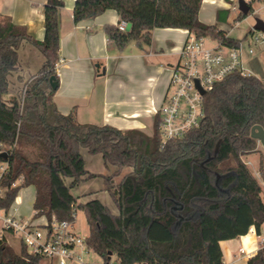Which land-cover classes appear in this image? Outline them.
Returning a JSON list of instances; mask_svg holds the SVG:
<instances>
[{
    "label": "trees",
    "instance_id": "1",
    "mask_svg": "<svg viewBox=\"0 0 264 264\" xmlns=\"http://www.w3.org/2000/svg\"><path fill=\"white\" fill-rule=\"evenodd\" d=\"M202 1L76 0L73 17L77 22L116 10L130 28L107 25L105 30L120 48L130 40L150 44L158 27L187 29L199 38L241 48L245 38L199 19ZM63 6V0L45 3L42 40L0 12V164L8 163L0 180L5 188L0 209L9 210L19 191L33 186L34 217L74 221L77 209L85 212L88 249L104 264H109L110 253L120 264H223L220 241L245 236L251 226L260 235L264 224V188L243 158L257 147L252 127L264 128L262 71L250 76L233 72L217 82L204 95L202 124L183 138L163 142L158 118L152 135L80 123L75 110L66 115L58 110L57 89L50 80L53 75L58 80ZM248 14L239 13L237 19ZM24 42L36 45L44 62L20 94L7 99L21 69ZM82 148L102 155L107 167L115 166L107 190L118 213L97 198L79 203L72 193V187L95 176L86 168ZM127 167L131 170L114 183ZM260 170L264 179L262 164ZM40 261L25 245L18 254L0 238V264ZM245 264H264V245Z\"/></svg>",
    "mask_w": 264,
    "mask_h": 264
},
{
    "label": "crops",
    "instance_id": "2",
    "mask_svg": "<svg viewBox=\"0 0 264 264\" xmlns=\"http://www.w3.org/2000/svg\"><path fill=\"white\" fill-rule=\"evenodd\" d=\"M75 1L63 0L64 6L60 10V61L56 66L58 88L54 95L58 110L65 115L75 110L80 123L111 125L122 130L138 129L152 135L158 118L156 111L168 90L171 68L180 61V52L189 31L158 27L153 30L150 44L130 40L124 48H120L105 30L107 25L118 26L121 21L119 13L107 9L94 18L76 22L73 17ZM234 1L203 0L199 19L204 23L217 24L234 38L246 40L247 34L239 38L231 33L237 25H232V22L240 21L238 16H232L231 10L242 13L239 8H234L237 0ZM46 2L0 0V12L24 26L35 39L42 40L45 35ZM250 49L245 54L241 44L244 62L250 70L264 72L261 59L248 56L254 53ZM20 61L21 69L15 75L16 79L30 80L39 74L44 56L36 45L24 42L20 48ZM34 200L35 188L24 187L9 210L18 218L43 224L47 217H34ZM261 237H264L263 227ZM236 240L242 241V238L220 241L223 258L227 262L236 254ZM244 240L249 249H255L259 242L257 235H248ZM7 241L18 254L22 252L23 245L15 236L9 235ZM247 261L240 259L234 264H245ZM40 264L51 263L42 259Z\"/></svg>",
    "mask_w": 264,
    "mask_h": 264
},
{
    "label": "built area",
    "instance_id": "3",
    "mask_svg": "<svg viewBox=\"0 0 264 264\" xmlns=\"http://www.w3.org/2000/svg\"><path fill=\"white\" fill-rule=\"evenodd\" d=\"M245 1L252 6L253 0ZM234 8H239L238 0ZM128 25L126 20H121L118 28L126 31ZM206 39L189 33L180 52V61L171 68L168 90L156 111L163 142L183 138L191 129L202 124L205 117L204 95L217 82L233 72H240L243 76L254 74V71L245 68L241 48L226 46L218 40H214L215 46L208 47L205 45ZM254 39L258 41L259 37L254 36ZM201 88L205 90L204 94ZM7 169L8 163L2 162L0 180ZM256 173L261 175L259 171ZM4 192L5 188L0 184V198ZM9 235L15 236L29 252L39 255L41 260H49L51 264H87L78 255L79 247L88 248L86 237L75 230L72 220H60L53 216L43 224H36L18 218L10 210L0 209V238L7 240ZM248 235L258 236L259 242L255 249L247 247L244 239ZM240 237L242 241L238 253L230 262L223 258V264H234L240 259L249 260L264 245V237L257 234L255 226H251L247 235Z\"/></svg>",
    "mask_w": 264,
    "mask_h": 264
},
{
    "label": "rangeland",
    "instance_id": "4",
    "mask_svg": "<svg viewBox=\"0 0 264 264\" xmlns=\"http://www.w3.org/2000/svg\"><path fill=\"white\" fill-rule=\"evenodd\" d=\"M234 1V0H233ZM235 2V1H234ZM234 2H231L234 4ZM232 16H238V10H231ZM256 18H260L264 20V0H253L252 10L250 13L240 21L232 22V25L237 24L234 28H232V34L236 37L243 38L245 34H247V39L242 43L243 52L246 54L247 50L251 47L254 51L253 54H248L250 57H258L262 61V66L264 70V32L253 29L254 24L256 23ZM253 35H258L259 40L256 41L253 38ZM216 42L207 38L205 40V45L208 47L215 46ZM245 68L249 70L247 63L245 62ZM255 73V72H254ZM259 76H264V72L258 73ZM14 82H12L11 91L6 95V98L9 99L15 94H20L21 89L24 88V82L28 81L27 78H24V81H18L16 77L13 78ZM26 80V81H25ZM82 154L86 161V167L91 172L95 174L91 179H87L82 182L80 185L71 188L72 193L77 198V202H87L91 199H100L103 203L107 204L114 213H118V208L113 198L111 197L109 191L107 190L108 178L112 176V173L115 170V166L110 165L107 167L104 163L102 155H92L90 154L86 148H82ZM244 160L248 164V166L252 169L254 175L261 183L264 188V179L262 174L258 175L256 171L260 170V164L264 167V147L258 141L257 147L254 151L243 156ZM131 170L130 167L124 169L121 175L114 177V183H118L122 177ZM66 182L70 184L71 178H66ZM31 188H29L30 190ZM28 190V189H27ZM74 228L75 230L86 237L89 234V226L86 220L85 212L82 209H77L75 213L74 220ZM263 235H264V226H263ZM241 240L234 241V244L237 246L236 253H238L239 243ZM11 246V245H10ZM12 247V246H11ZM78 255L82 258L84 262L87 264H104V259L96 253L93 249H88L83 246V248L79 247ZM41 263V261H40ZM109 264H120V261L117 255L114 253L111 256V260Z\"/></svg>",
    "mask_w": 264,
    "mask_h": 264
},
{
    "label": "water",
    "instance_id": "5",
    "mask_svg": "<svg viewBox=\"0 0 264 264\" xmlns=\"http://www.w3.org/2000/svg\"><path fill=\"white\" fill-rule=\"evenodd\" d=\"M238 6H239V10L243 13V14H248L250 12V5L245 1V0H238ZM253 29L255 30H259L264 32V20L260 19V18H256V23L253 26ZM51 85L54 89L58 88V80L56 78V76H51ZM196 83L198 84V81H196ZM201 92L204 94L205 90L201 88ZM251 136L255 139H257L264 147V128L259 125L256 124L252 127L251 129ZM219 147V143L217 145V150ZM4 156H7V153H4ZM112 256V253H110V257Z\"/></svg>",
    "mask_w": 264,
    "mask_h": 264
}]
</instances>
